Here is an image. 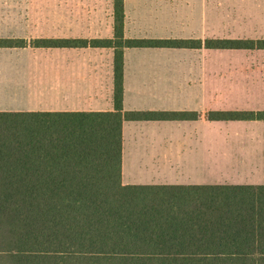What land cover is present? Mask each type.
<instances>
[{
    "label": "trees",
    "instance_id": "trees-1",
    "mask_svg": "<svg viewBox=\"0 0 264 264\" xmlns=\"http://www.w3.org/2000/svg\"><path fill=\"white\" fill-rule=\"evenodd\" d=\"M114 38L32 40L31 46L115 48V109L0 110V264H264V185L123 184V122L198 118L125 110V47H198L201 39L127 38L114 0ZM207 47H264L212 38ZM26 46L0 38V47ZM211 119H264L218 110Z\"/></svg>",
    "mask_w": 264,
    "mask_h": 264
},
{
    "label": "crops",
    "instance_id": "crops-1",
    "mask_svg": "<svg viewBox=\"0 0 264 264\" xmlns=\"http://www.w3.org/2000/svg\"><path fill=\"white\" fill-rule=\"evenodd\" d=\"M18 12L19 6L0 3V38H41L35 26L13 27L21 20ZM124 13L127 38H193L202 45L124 48L125 110L188 111L198 118L124 120L122 183L264 185V119L209 117L218 110H264V47L205 45L212 38L264 39V0H124ZM65 21L45 37L114 38V0L96 21L73 14ZM222 24L225 37L217 34ZM170 28L176 35L161 32ZM29 41L28 47L44 48ZM53 49L66 51L53 54L65 62L53 69V108H42L41 91L27 89L41 88L34 73L25 78L15 71L0 74V88L24 92L13 90L0 110L115 109V48ZM4 55L35 60V53ZM19 97L27 101L19 103Z\"/></svg>",
    "mask_w": 264,
    "mask_h": 264
},
{
    "label": "rangeland",
    "instance_id": "rangeland-1",
    "mask_svg": "<svg viewBox=\"0 0 264 264\" xmlns=\"http://www.w3.org/2000/svg\"><path fill=\"white\" fill-rule=\"evenodd\" d=\"M3 5H17L19 6L18 16L21 20L15 23L13 27L19 28H40L41 37L52 36L53 29L65 27V20L67 17L73 14L74 16L90 17L93 21H96L105 11V8L109 10L110 0H1ZM25 8V9H24ZM74 12V13H72ZM109 14V13H105ZM104 15V14H103ZM167 17H172V13L165 14ZM25 20V23L22 20ZM164 34L176 35L177 31L170 28L169 33H166L163 29ZM21 34H25L20 31ZM225 25H219L217 28V34L219 37L226 36ZM30 40L31 43L33 38H26V41ZM28 43L26 42V46ZM62 49L53 48H17L8 49L0 48V53L3 54V59H0V74L8 77L10 73L17 72V75L26 78V75L36 76V86L41 82V88H27L36 92L41 91V106L42 108H53V69L59 68L60 65L65 64L63 60H56L58 58L53 57V54L65 53ZM8 53H35V60H10L7 59ZM22 77V78H23ZM20 78L21 80H23ZM22 89V90H20ZM13 90L24 92L23 88H0V102H8L6 98L10 97ZM32 93V92H31ZM14 94V93H13ZM34 95V94H31ZM37 100V99H36ZM19 103L26 102V97L18 98ZM12 103V102H11ZM218 131H225L224 127H219Z\"/></svg>",
    "mask_w": 264,
    "mask_h": 264
}]
</instances>
